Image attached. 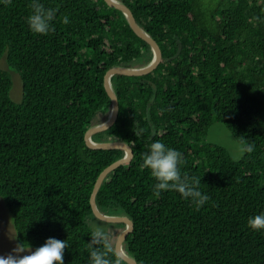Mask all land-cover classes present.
Instances as JSON below:
<instances>
[{
    "label": "trees",
    "instance_id": "obj_1",
    "mask_svg": "<svg viewBox=\"0 0 264 264\" xmlns=\"http://www.w3.org/2000/svg\"><path fill=\"white\" fill-rule=\"evenodd\" d=\"M119 1L161 60L146 74L111 76L117 117L91 138L123 141L133 154L106 175L97 208L131 219L122 248L137 264H264V230L247 224L264 211V0ZM41 2L57 10L47 35L29 29L32 0H0V197L18 246L56 237L68 244L64 264H90V195L124 150L90 148L84 135L110 111L106 71L147 64L152 52L105 0ZM8 68L21 78L20 103ZM213 122L254 150L234 159L206 142ZM156 140L183 153L182 172L201 179L205 205L154 191L142 155ZM116 223L119 233L125 224ZM114 246L99 247L128 264Z\"/></svg>",
    "mask_w": 264,
    "mask_h": 264
},
{
    "label": "clouds",
    "instance_id": "obj_2",
    "mask_svg": "<svg viewBox=\"0 0 264 264\" xmlns=\"http://www.w3.org/2000/svg\"><path fill=\"white\" fill-rule=\"evenodd\" d=\"M30 7L31 13L27 17L29 29L40 35L54 31L53 21L56 19L57 10L45 7L41 0H32ZM63 22L69 23V18L65 16ZM253 150L254 146L249 144L241 151L251 153ZM142 162L143 167L149 169L151 176L156 180L154 191L157 193L168 190L179 192L196 208L202 207L210 199L199 187L201 179L182 172L184 156L179 150L156 140L148 145L147 151L142 155ZM247 224L254 230H264V211L250 216ZM90 235L92 238L90 264H112L99 247L107 240L105 231L101 227H95ZM66 247H68L66 240L48 237L42 245L36 247L34 251L29 250L26 255H20L25 249L19 246L7 255H0V264H64Z\"/></svg>",
    "mask_w": 264,
    "mask_h": 264
},
{
    "label": "water",
    "instance_id": "obj_3",
    "mask_svg": "<svg viewBox=\"0 0 264 264\" xmlns=\"http://www.w3.org/2000/svg\"><path fill=\"white\" fill-rule=\"evenodd\" d=\"M105 1L109 5L114 6L123 12V14H124L128 24H129V26L131 27V29L139 37H141L143 40H145L150 45L151 52H152L151 60L143 66L131 67V68L126 67V66H113L106 71V73L104 74L103 81H104L105 89H106V91L110 97V100H111L110 111H109L108 116L104 122H102L101 124L90 126L86 130L85 135H84L85 142L90 148H99V149L121 148L124 150L123 157L114 161L113 163L108 165L105 169H103L100 172V174H99V176L95 182V185L93 187L92 193L90 195V205H91V208H92L94 215L96 217H98L99 219L107 221V222H123L125 224V228L122 229L117 236L114 249H115V252L122 259H124L128 264H137L136 261L134 260V258L131 257L130 255H128L127 253H125V251L122 248L123 240L126 238V235L132 230L131 219L128 218L127 216H124V215H108V214L102 213L97 208V205L95 202L96 193H97L102 181L106 177V175L111 170L116 168L117 166H119L121 164L128 163L132 158V154H133L132 149L127 143L120 141V140L95 142L92 140L91 137H92L93 133L103 131V130L107 129L108 127H110L112 125V123L116 120V117H117L118 101H117L116 94L113 90V87L111 85V76L114 74H123V75L133 76V75H142V74H146L148 72H151L157 66L159 61L161 60V52H160L159 46L156 43V41L152 37H150V35L135 22L130 9L124 3H122L119 0H105Z\"/></svg>",
    "mask_w": 264,
    "mask_h": 264
},
{
    "label": "rangeland",
    "instance_id": "obj_4",
    "mask_svg": "<svg viewBox=\"0 0 264 264\" xmlns=\"http://www.w3.org/2000/svg\"><path fill=\"white\" fill-rule=\"evenodd\" d=\"M2 58H5V55H3L0 59ZM143 65L137 64L135 66H126V67L131 68V67H139ZM0 67L6 69L4 60L0 61ZM5 71L9 74L12 80L10 97L13 100V102L20 103L22 99L21 78L18 72L10 68H8V70ZM104 121H101L98 124H101ZM204 139L208 143L219 144L224 146L230 152V154L234 159H239L243 154V152L241 151L243 149L241 144L231 135L228 128L221 122H213V124H211V126L209 127L208 132ZM87 220L92 230L95 227H101L105 231L107 236L106 241L110 245H113L114 242H116L117 236L119 234L118 230L120 229L118 223L101 220L98 217H96L94 214L88 215ZM12 226L13 224H12L11 215L7 211L2 201V198L0 197V255H7L8 253H11L13 249L18 247L17 243H15L14 241L15 237L13 234ZM20 248L25 249L23 252L20 253V255L28 254L29 250L34 251L32 247H20Z\"/></svg>",
    "mask_w": 264,
    "mask_h": 264
}]
</instances>
